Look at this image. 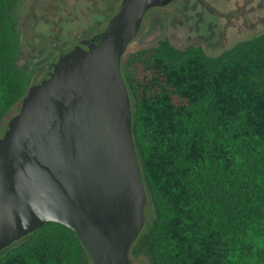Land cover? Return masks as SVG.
Returning <instances> with one entry per match:
<instances>
[{"label":"trees","instance_id":"obj_1","mask_svg":"<svg viewBox=\"0 0 264 264\" xmlns=\"http://www.w3.org/2000/svg\"><path fill=\"white\" fill-rule=\"evenodd\" d=\"M19 1L0 0V136L33 84L15 64ZM121 72L152 206L131 253L146 264H264V31L214 56L162 37L124 54ZM89 263L57 222L0 250V264Z\"/></svg>","mask_w":264,"mask_h":264},{"label":"water","instance_id":"obj_2","mask_svg":"<svg viewBox=\"0 0 264 264\" xmlns=\"http://www.w3.org/2000/svg\"><path fill=\"white\" fill-rule=\"evenodd\" d=\"M166 2L123 0L98 40L58 55L27 87L0 136V250L57 222L92 264H130L147 194L121 58L145 13Z\"/></svg>","mask_w":264,"mask_h":264},{"label":"rangeland","instance_id":"obj_3","mask_svg":"<svg viewBox=\"0 0 264 264\" xmlns=\"http://www.w3.org/2000/svg\"><path fill=\"white\" fill-rule=\"evenodd\" d=\"M112 2L118 9L120 0ZM108 9L104 0H20L12 12L20 37L15 64L31 72V83L40 81L60 51L72 47L93 25L103 21L105 26ZM263 31L264 0H171L145 13L124 54L167 37L176 47L199 43L206 54L214 56ZM144 213L151 216L149 203ZM132 261L149 262L143 256Z\"/></svg>","mask_w":264,"mask_h":264},{"label":"flooded vegetation","instance_id":"obj_4","mask_svg":"<svg viewBox=\"0 0 264 264\" xmlns=\"http://www.w3.org/2000/svg\"><path fill=\"white\" fill-rule=\"evenodd\" d=\"M106 3H108V10H107V12H106V14H107V17H105V20L106 21H104L105 22V26L102 24V22H99V24H96V25H93V29L91 30V31H89V32H87L85 35H82V36H80L79 38H77L76 39V41L73 43V45H72V47L74 46V45H76L77 43H81V44H83V45H86V43H90L91 41H96V40H98L99 38H100V36H101V34L104 32V31H106V30H108V29H110V27L115 23V17H116V15H117V13H118V11L121 9V7H122V4H123V0H120V6H119V8L117 9L116 7H117V4L116 3H114L113 4V2H112V0H104ZM169 1H171V0H167V2L165 3V4H167ZM165 4H160V5H165ZM50 5H52V7H58V4L57 3H53V2H50ZM49 5V6H50ZM144 17V16H143ZM143 19V18H142ZM142 22V21H141ZM98 23V22H97ZM141 24V23H140ZM140 27V26H139ZM139 29V28H138ZM138 31V30H137ZM137 33V32H136ZM136 35V34H135ZM132 40V39H131ZM130 40V41H131ZM82 41H85L84 43H82ZM129 44V43H128ZM72 47H70V48H68L67 50H65V51H60V54H62V53H64V52H66V51H68L69 49H71ZM59 54V55H60ZM50 64V63H49ZM48 67H49V65H48ZM128 256H129V262H130V264H135V263H133V259L136 257L135 255H133L132 253H131V251L129 250V253H128ZM138 257H140V256H138Z\"/></svg>","mask_w":264,"mask_h":264}]
</instances>
